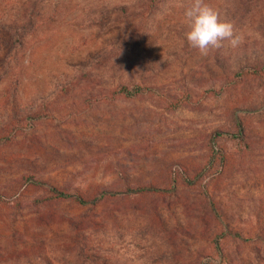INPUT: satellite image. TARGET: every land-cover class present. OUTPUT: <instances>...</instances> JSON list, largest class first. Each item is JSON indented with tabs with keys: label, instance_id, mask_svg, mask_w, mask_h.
Here are the masks:
<instances>
[{
	"label": "rangeland",
	"instance_id": "rangeland-1",
	"mask_svg": "<svg viewBox=\"0 0 264 264\" xmlns=\"http://www.w3.org/2000/svg\"><path fill=\"white\" fill-rule=\"evenodd\" d=\"M187 2L0 0V124L48 114L0 142V264H264V79H227L264 63V0H208L242 42L206 57L186 40ZM130 82L152 90L99 97ZM214 148L224 163L196 177ZM172 171L171 194L126 192L168 188ZM101 192L120 193L93 201Z\"/></svg>",
	"mask_w": 264,
	"mask_h": 264
},
{
	"label": "trees",
	"instance_id": "trees-1",
	"mask_svg": "<svg viewBox=\"0 0 264 264\" xmlns=\"http://www.w3.org/2000/svg\"><path fill=\"white\" fill-rule=\"evenodd\" d=\"M248 77H253V78H259V79H264V63L263 64H249V65H245L243 67H241L237 72H235L234 74L231 75H227V79L230 80L231 83L233 82H241L243 79L248 78ZM143 82H139V83H135V82H130V83H120L119 85H117L116 87H114L112 90H110L109 92H107V94L103 95V96H99L102 99H118V98H125V99H131V98H135L139 95L145 94L148 91H151L152 88L150 86L147 85H143ZM101 95V94H99ZM181 106V101H177L174 104H172V107L174 109H177L178 107ZM42 111H46L47 110H43L41 109V111H36V112H28L25 116H21L19 117L17 114H13L10 118H7L6 122H2V124H0V134H6L4 136L0 137V142L3 141H9L15 130L16 127H20L18 125H22V121H27L30 122L31 124L43 117H47L48 114L46 112ZM245 126L240 125L239 126V130L237 133L232 134V137L234 139H238L240 141H244L246 139L245 136ZM225 132L222 131H217L214 135V137H220L222 134H224ZM221 160L222 163H224L225 161V156L223 153V150H220L218 148H214L213 152L210 156V159L208 161V163L206 164V166H204L203 168H201V172H199L197 174L196 177H200L202 175H207L209 172L212 171V169L215 166L216 160ZM194 178H189V176H186L183 178L184 182L188 185L193 184ZM26 180L34 186H39V185H43V182H39L37 180L34 179L33 176H28L26 178ZM178 183V179L176 178V174L174 171H172V180H171V184L168 188H162L160 186H156V185H141V186H133V187H128L126 189V192L129 194H136V195H144V194H171L172 192H174L175 188H176V184ZM48 192L53 194V198H59V199H72L74 200L76 203L81 204V205H85L88 204L90 202H92L91 200L86 199L84 196H82L79 193H71L68 192L66 190H63L61 188H58L56 186H48ZM120 192H101L100 194L96 195L95 198L93 199V201L95 200H101L104 199L106 197H115L119 194ZM207 200H208V204L209 207L211 209V211L216 215V216H220V212H219V208L217 206V204L215 203V201L208 195L207 196ZM229 231V232H228ZM227 232V233H226ZM226 236H232L234 238H241L243 239V235L240 232H233L232 230H227L225 232H223L222 237H226ZM255 238H261L264 240V235L263 234H257V236ZM254 239V238H252ZM84 238L82 239L80 236H70L69 238L67 237L64 243V246L67 247L70 251V253H72L75 257H84ZM216 243H219V240L216 241ZM100 256H97L95 254H91L88 256V258L98 262V260H100L101 258H99ZM74 264H83L81 262H75Z\"/></svg>",
	"mask_w": 264,
	"mask_h": 264
},
{
	"label": "clouds",
	"instance_id": "clouds-1",
	"mask_svg": "<svg viewBox=\"0 0 264 264\" xmlns=\"http://www.w3.org/2000/svg\"><path fill=\"white\" fill-rule=\"evenodd\" d=\"M181 7L188 28L186 40L200 56L206 57L225 46L235 48L242 42L233 23L222 19L219 10L208 0H188Z\"/></svg>",
	"mask_w": 264,
	"mask_h": 264
}]
</instances>
